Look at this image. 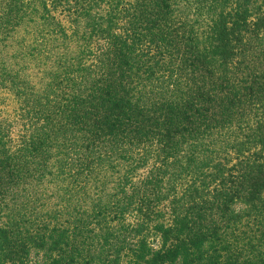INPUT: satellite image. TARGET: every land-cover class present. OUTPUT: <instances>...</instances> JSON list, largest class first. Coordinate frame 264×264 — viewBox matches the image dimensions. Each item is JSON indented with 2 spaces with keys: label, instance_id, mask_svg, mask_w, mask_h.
I'll return each mask as SVG.
<instances>
[{
  "label": "trees",
  "instance_id": "16d2710c",
  "mask_svg": "<svg viewBox=\"0 0 264 264\" xmlns=\"http://www.w3.org/2000/svg\"><path fill=\"white\" fill-rule=\"evenodd\" d=\"M0 264H264V0H0Z\"/></svg>",
  "mask_w": 264,
  "mask_h": 264
},
{
  "label": "rangeland",
  "instance_id": "374dc122",
  "mask_svg": "<svg viewBox=\"0 0 264 264\" xmlns=\"http://www.w3.org/2000/svg\"><path fill=\"white\" fill-rule=\"evenodd\" d=\"M11 108H13V105L10 104L9 107H8V110L10 111Z\"/></svg>",
  "mask_w": 264,
  "mask_h": 264
}]
</instances>
